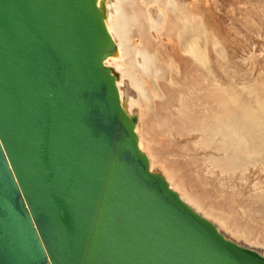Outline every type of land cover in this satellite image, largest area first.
I'll list each match as a JSON object with an SVG mask.
<instances>
[{"label": "water", "instance_id": "water-1", "mask_svg": "<svg viewBox=\"0 0 264 264\" xmlns=\"http://www.w3.org/2000/svg\"><path fill=\"white\" fill-rule=\"evenodd\" d=\"M97 0H0V264H264L150 170Z\"/></svg>", "mask_w": 264, "mask_h": 264}, {"label": "rangeland", "instance_id": "rangeland-1", "mask_svg": "<svg viewBox=\"0 0 264 264\" xmlns=\"http://www.w3.org/2000/svg\"><path fill=\"white\" fill-rule=\"evenodd\" d=\"M165 2L158 0L148 5L159 6L165 15L158 31L149 24L143 4L135 9L137 18L124 26L130 47L147 49L157 58L156 65L162 71L156 80L158 87L166 91L170 88L167 78L177 80L185 73L182 63L187 59L183 53L187 44L175 36V22L192 18L191 26L199 30L200 48L205 41V67L213 76L221 73L225 88L238 93L239 104L218 122L221 129L215 133L225 143L224 154L212 145L197 144L193 145L195 150H187L192 147L190 142L181 150L175 140H189L191 136L185 132L175 136L165 133L162 116L166 112L158 98L159 90L145 75H140L145 96L132 88L140 135L150 146L162 175L163 171L172 173L174 180L204 209L223 220L222 230L228 235L264 252V158L261 162L259 155L249 157L247 147L238 143L233 129L228 128L251 127L252 119L256 120V127H264V0H174V6ZM122 9L128 16L133 13L125 3ZM130 50L134 58V49ZM136 57L139 69L140 56ZM173 149L177 155H173ZM209 152L237 166L236 171L219 175L209 161H202Z\"/></svg>", "mask_w": 264, "mask_h": 264}, {"label": "bare ground", "instance_id": "bare-ground-1", "mask_svg": "<svg viewBox=\"0 0 264 264\" xmlns=\"http://www.w3.org/2000/svg\"><path fill=\"white\" fill-rule=\"evenodd\" d=\"M155 2H158V0H97V4H102L106 10L104 17L105 26L115 43V50L104 59V64L108 66L115 75V84L119 99L125 111L128 115L135 118L134 132L137 136V145L139 149L146 155L150 170L159 172L160 170L162 171V169L156 165V160L150 146L140 135L138 124L140 117L136 119L134 116L136 113V108H134V106H136L137 100L134 98L135 91L133 92L132 88L135 89L139 95L145 96L143 79H141L140 75H145L147 80L153 82L155 88L159 90L158 98L162 101L161 105L166 112V115L164 114L162 116V120L164 121L163 124L166 125L164 127L165 133L175 136L185 132V135L191 136L189 140L186 138L181 139L180 142L175 140L176 147H179L181 150L186 149L189 145L188 142H190L192 147H188L187 150H195L193 145L196 146L198 144L201 145V147L212 145L215 151H221L222 153L226 152L225 143L217 137L215 132L221 129L218 122L226 116L227 112H230L231 109L233 110V107L237 109L236 106H238L239 103L238 93L228 91L225 88L221 73H218L217 76H213L211 71L205 67V41L203 47L200 48L198 41V37H200L198 34L199 30L191 26L192 18L187 17L175 22V26L177 27L175 36L182 43L187 44V46H184L183 50L187 59L182 63L185 73L182 75V78L177 80L167 78V85L170 88H167L166 91L158 87L156 80L158 77L161 78L162 71L161 68L156 65L157 58H155L153 52L147 49L138 48L136 45L130 47L124 30V26L128 24V21L131 22L137 18L135 9L140 8V4H143L149 24L153 27L155 32L158 31L161 24L164 23L165 15H163V10H160L159 6H148ZM123 3L132 9L133 13L131 16L125 14L122 9ZM165 3L173 6L175 5L174 0H166ZM141 12L143 13L142 8ZM201 33H203L202 30ZM132 48L134 49V58L140 56L138 60L139 69L136 68L134 58L131 55L130 49ZM136 59L138 58L136 57ZM229 103L231 106H229ZM236 109L235 113L238 111H236ZM252 124L251 127L228 128L233 129V134L237 137L238 143L247 147V155L249 157L252 155H259L260 161L262 162V158H264V127H256V120L254 119H252ZM177 154L175 149H173V155ZM215 155L216 154L209 152L205 155L203 160L201 157V160L209 161L217 168L215 170H218L219 175H229L236 171L235 169L237 166L235 167L231 162L226 163L224 157H217ZM163 173L165 174L163 176L169 187L174 190L186 204L198 214L212 222L216 228L228 238L238 244L249 246L246 243L242 244L239 239L223 231V220L213 216L204 209L193 196L189 195L182 188L180 182L174 180L172 173L170 174L168 171H163ZM239 232L242 233V231ZM249 247L251 248V246ZM253 249L262 252L259 251L258 248Z\"/></svg>", "mask_w": 264, "mask_h": 264}]
</instances>
